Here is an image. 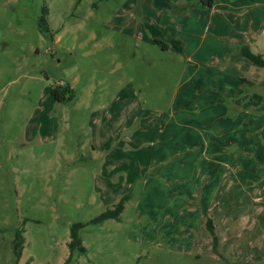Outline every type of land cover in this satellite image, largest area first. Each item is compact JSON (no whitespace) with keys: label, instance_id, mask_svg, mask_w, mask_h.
I'll return each instance as SVG.
<instances>
[{"label":"rangeland","instance_id":"rangeland-1","mask_svg":"<svg viewBox=\"0 0 264 264\" xmlns=\"http://www.w3.org/2000/svg\"><path fill=\"white\" fill-rule=\"evenodd\" d=\"M244 46L264 58V0H0V264H16L17 230L19 264H264V67ZM206 90L232 140L209 161L176 151L208 132L187 120ZM238 96L259 120L234 123ZM230 162L247 169L207 203L193 172H160ZM125 197L119 219L91 223ZM78 224L85 252L69 248Z\"/></svg>","mask_w":264,"mask_h":264},{"label":"crops","instance_id":"crops-1","mask_svg":"<svg viewBox=\"0 0 264 264\" xmlns=\"http://www.w3.org/2000/svg\"><path fill=\"white\" fill-rule=\"evenodd\" d=\"M251 50L252 47L250 46ZM253 53H255L252 50ZM256 54V53H255ZM261 55V54H260ZM263 56V55H261ZM191 79V78H190ZM195 90H191V92H194ZM208 92H210L209 95H201V96H195L194 94L192 95L193 98V102L197 103V108L199 109L198 113L192 117V118H188L187 120H191L194 122H197V124H199V127H201V125H209L208 132L205 134L204 131H202L201 128H193L189 131H187L183 136L179 135V138L177 139L179 142L177 143V150L176 151H182L185 150L189 147L193 148L194 153L196 156H200L202 157L204 160L209 161V152H220L222 151L224 148H226L228 145V143L232 140H224L221 136H217L216 134H214V129L216 128V126L220 123L222 125L228 124L231 122V120H224L221 119L219 121H216L217 117H215L214 114L211 115V110L213 109V107L211 106L213 103H217L218 101H220L218 98H216L212 92L210 90H206ZM200 94V92H199ZM256 94V93H255ZM254 94V95H255ZM252 97V96H251ZM178 98V97H177ZM239 101H237V103H239L241 101L240 104V108L243 110V112L238 115L235 119L234 123H238L240 125H244L247 124L249 122H253L254 119L259 120L260 118H251L248 116L247 111H248V105H247V101L249 99V96H244L243 98H241V96H238ZM243 101V103H242ZM186 101L184 100V98H181L179 101L177 100V102L174 105H177L179 108L181 107V104H184ZM261 105L258 104L257 106H252L254 110H257ZM204 109V110H202ZM217 109V108H215ZM254 110H251V112L253 113ZM216 113H220L222 115H225V110L223 108V110H218L216 111ZM210 115V116H209ZM218 122V124H216ZM259 129L258 127H256L254 130ZM247 129H245L241 134H240V138L239 139H234L233 141H240V146H242V140H246L247 138ZM204 135V137L202 136ZM168 137V136H167ZM206 137V138H205ZM233 144H237V143H233ZM199 146V148L197 149V147ZM203 146V148H202ZM185 166H175V167H166L164 170L160 171L161 173L163 171H166V174L168 176V178H166L167 180H169V183L172 184V182L178 180L179 174L180 173H186L187 171L189 172H193V178L196 179L195 183H198V181H200L201 186L204 185V196L203 199L206 201L205 203H207L208 201L210 202V197H213V194L215 192V188L216 186L220 183V181L222 179H226L227 176V172L232 170V169H238V168H244L247 169V165L244 164H236V163H225V164H215V163H211L208 166H200L199 169H193V168H188V169H184ZM179 182H177L178 184ZM183 186V184H182ZM202 208L203 211L202 212H208L207 210V206L204 204V202H202ZM205 205V206H204ZM197 210L196 213L199 214L198 216L200 217V213H199V209H195Z\"/></svg>","mask_w":264,"mask_h":264},{"label":"trees","instance_id":"trees-1","mask_svg":"<svg viewBox=\"0 0 264 264\" xmlns=\"http://www.w3.org/2000/svg\"><path fill=\"white\" fill-rule=\"evenodd\" d=\"M48 15L47 9L44 10V17L41 21V27L44 30L46 34L50 33V29L48 26V22L46 19V16ZM173 44L175 47L179 50H181V45L178 41H174ZM241 56L244 58H247L250 62H252L254 65L259 67H264V58L260 54H255L252 52L250 46H244L241 49ZM51 95L58 101V102H66V101H72L74 99V93L73 90L70 87L66 88H54L51 89ZM261 97L258 95H253L252 104L254 106H257L259 104ZM126 197L123 198L113 210H108L96 219L92 220V224H98L102 223L108 219H119L120 215L122 214L124 210ZM207 226L210 230L214 229L213 223L209 219L207 222ZM84 228L83 225H74L71 230V242L69 244V248L73 251L75 249H78L80 252H85V248L81 244V240L78 237L79 232ZM213 232V231H212ZM24 231L23 230H17L15 233V241H14V255L16 259V264H19V261L22 257L24 248H25V239H24ZM65 264H68L66 262Z\"/></svg>","mask_w":264,"mask_h":264}]
</instances>
